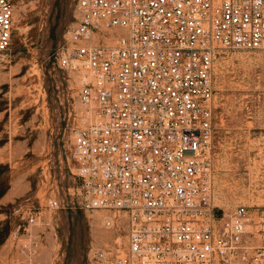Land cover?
<instances>
[{
	"label": "built area",
	"instance_id": "2783aa9c",
	"mask_svg": "<svg viewBox=\"0 0 264 264\" xmlns=\"http://www.w3.org/2000/svg\"><path fill=\"white\" fill-rule=\"evenodd\" d=\"M77 13L56 60L80 73L78 204L126 225L89 263L264 264V211L214 203L217 58L264 49V0H77ZM15 30L14 1L0 0V68ZM22 213L21 251L37 264L43 210Z\"/></svg>",
	"mask_w": 264,
	"mask_h": 264
},
{
	"label": "rangeland",
	"instance_id": "374dc122",
	"mask_svg": "<svg viewBox=\"0 0 264 264\" xmlns=\"http://www.w3.org/2000/svg\"><path fill=\"white\" fill-rule=\"evenodd\" d=\"M15 36L0 68V264H31L22 211L43 210L31 227L37 264H90L92 246L125 242L126 225L79 206L71 127L83 105L80 73L59 67L57 53L77 23V0H13ZM214 203L264 211V49L226 50L216 63ZM59 197L64 207L50 210ZM21 208V211H17ZM105 216H101V213Z\"/></svg>",
	"mask_w": 264,
	"mask_h": 264
},
{
	"label": "trees",
	"instance_id": "16d2710c",
	"mask_svg": "<svg viewBox=\"0 0 264 264\" xmlns=\"http://www.w3.org/2000/svg\"><path fill=\"white\" fill-rule=\"evenodd\" d=\"M4 192H5L4 190L0 191V197L2 196V194H3Z\"/></svg>",
	"mask_w": 264,
	"mask_h": 264
},
{
	"label": "bare ground",
	"instance_id": "6f19581e",
	"mask_svg": "<svg viewBox=\"0 0 264 264\" xmlns=\"http://www.w3.org/2000/svg\"><path fill=\"white\" fill-rule=\"evenodd\" d=\"M101 216H105V214L102 212V213H101Z\"/></svg>",
	"mask_w": 264,
	"mask_h": 264
}]
</instances>
